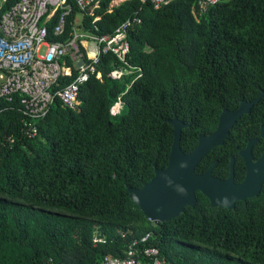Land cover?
<instances>
[{
	"label": "trees",
	"instance_id": "1",
	"mask_svg": "<svg viewBox=\"0 0 264 264\" xmlns=\"http://www.w3.org/2000/svg\"><path fill=\"white\" fill-rule=\"evenodd\" d=\"M112 1L99 0L79 23L94 35H113L138 16L128 31L127 64L101 54V75L80 85L79 105L55 98L43 119H26L16 96L0 101V264H100L103 256L124 255L146 232L171 264H264V183L232 210L213 208L195 192L194 207L158 223L127 191L149 183L153 165L167 166L175 116L189 124L179 140L189 153L199 135L215 131L223 109L264 93V0H222L203 12L198 0H169L157 10L141 0L110 7ZM15 2L5 0L1 10ZM68 4L65 32L54 35L50 22L51 40L72 32L80 12ZM125 66L131 72L122 78L110 75ZM74 76H61L54 91ZM258 102L195 172L218 158L212 173L225 176L220 168L252 135L247 121L264 123V97ZM26 123L36 126L35 138L27 137Z\"/></svg>",
	"mask_w": 264,
	"mask_h": 264
},
{
	"label": "built area",
	"instance_id": "2",
	"mask_svg": "<svg viewBox=\"0 0 264 264\" xmlns=\"http://www.w3.org/2000/svg\"><path fill=\"white\" fill-rule=\"evenodd\" d=\"M220 1L198 0V6L203 12ZM71 2L79 9L80 19L84 15H93L99 7V0ZM141 2L149 3L157 10L167 5L169 0ZM4 3L5 0H0V101L11 103L16 96L19 111L29 120L43 119L55 98L65 107L79 105L80 85L92 75L97 78L101 75L96 69L101 54L113 53L127 64L126 55L130 47L128 31L132 24L140 22L139 17L134 15L118 26L113 35H94L81 28L77 15L71 21L72 32L67 40H51L50 22L53 21L51 29L54 35L65 32L72 10L68 0H16L2 11ZM73 72V80L54 91V87L59 86V78L71 76ZM130 72L126 66L113 67L110 75L120 79ZM121 108L122 103L118 101L112 112L117 114ZM25 125L27 137L35 138L36 126L32 123ZM152 239L153 233L146 232L131 241L124 255L103 256L100 264H171L159 253Z\"/></svg>",
	"mask_w": 264,
	"mask_h": 264
},
{
	"label": "water",
	"instance_id": "3",
	"mask_svg": "<svg viewBox=\"0 0 264 264\" xmlns=\"http://www.w3.org/2000/svg\"><path fill=\"white\" fill-rule=\"evenodd\" d=\"M260 97H264V93L250 103L241 102L235 111L224 109L219 115L215 131L207 136L200 135L189 153H183L179 148L180 131L189 124H184L176 116L171 119L169 124L173 128V140L167 166L157 169L153 165L154 176L141 189L127 188L131 201L148 219L158 223L175 217L185 207H194L197 203L195 192L205 196L213 208L228 210L234 209L238 201L245 202L257 196L264 183V152L253 160L250 152L253 141H248L247 146L240 151L246 164V175L238 185L234 182V158L227 180H221L211 173L214 164L202 173H196L194 168L208 151L224 144L237 119L247 113Z\"/></svg>",
	"mask_w": 264,
	"mask_h": 264
},
{
	"label": "flooded vegetation",
	"instance_id": "4",
	"mask_svg": "<svg viewBox=\"0 0 264 264\" xmlns=\"http://www.w3.org/2000/svg\"><path fill=\"white\" fill-rule=\"evenodd\" d=\"M256 98V97H255ZM254 98V99H255ZM262 98V97H260ZM252 99V101L254 100ZM252 101H241V102H245V103H250ZM259 101V100H258ZM255 102L253 103L256 104V103H259V102ZM240 102V103H241ZM240 103L238 105V107L234 110H229V111H235L239 108L240 106ZM252 105V106H253ZM252 106L249 108V111L247 113H244L243 115L245 114H248L250 113V109L252 108ZM224 110V109H223ZM222 110V111H223ZM227 110V109H226ZM221 114V113H220ZM241 115V116H243ZM239 119V118H238ZM237 119V120H238ZM237 122V121H236ZM248 123V127L251 129L250 134H252L251 136L247 137L246 140H245V145L243 147H241L239 150H238V156L234 155V154H230V157H229V160H228V163L227 165H225L224 167H221L220 170H221V174H224L225 176L221 177V176H217V175H213L216 176V177H219L221 178V180H227V178L230 176V173H231V163H232V159L234 158V164H233V168H234V182L235 184H240L242 183V181L244 180L245 178V175H246V164H245V161H244V158L243 156L240 154V151L242 149H244L246 146H247V143L248 141H253L252 142V145H251V148H250V152H251V155H252V159L253 160H256L258 157H260L262 155V153L264 152V136L262 135V128H264V123L263 124H258V127H256V121L254 118H251L249 119V122L247 121ZM235 125V124H234ZM233 128V127H232ZM231 131V130H230ZM247 133V134H248ZM202 135V134H201ZM209 135V134H208ZM200 136V135H199ZM198 136V137H199ZM205 136V135H203ZM207 136V135H206ZM197 137V138H198ZM180 140V139H179ZM197 143V141H196ZM195 147V146H194ZM216 148V147H215ZM214 149V148H213ZM212 149V150H213ZM209 152V151H208ZM207 152V153H208ZM203 158V157H202ZM201 158V159H202ZM200 162V161H199ZM212 164H214L212 170H211V173L214 172L213 169L215 167H218L220 166V162H219V159L216 158L214 159L211 163H209L205 168L204 170L211 166ZM197 166V165H196ZM203 170V171H204ZM202 171V172H203ZM202 172H199V173H202ZM197 173V172H196ZM240 174V175H239ZM263 186V185H262ZM262 190V188H261ZM260 190V192H261ZM195 195V194H194ZM247 200V199H246ZM236 204V203H235Z\"/></svg>",
	"mask_w": 264,
	"mask_h": 264
},
{
	"label": "rangeland",
	"instance_id": "5",
	"mask_svg": "<svg viewBox=\"0 0 264 264\" xmlns=\"http://www.w3.org/2000/svg\"><path fill=\"white\" fill-rule=\"evenodd\" d=\"M121 1H122V0H121ZM118 3H120V0H118V1H117V0H113V1L111 2L110 6H113L114 4H118ZM77 20L80 21V16H79V15L77 16ZM87 49H88V48H87Z\"/></svg>",
	"mask_w": 264,
	"mask_h": 264
},
{
	"label": "crops",
	"instance_id": "6",
	"mask_svg": "<svg viewBox=\"0 0 264 264\" xmlns=\"http://www.w3.org/2000/svg\"><path fill=\"white\" fill-rule=\"evenodd\" d=\"M126 0H122L120 3L118 4H114L113 6H110V7H114V6H117V5H120L121 3L125 2Z\"/></svg>",
	"mask_w": 264,
	"mask_h": 264
},
{
	"label": "bare ground",
	"instance_id": "7",
	"mask_svg": "<svg viewBox=\"0 0 264 264\" xmlns=\"http://www.w3.org/2000/svg\"><path fill=\"white\" fill-rule=\"evenodd\" d=\"M118 1V0H117ZM120 2H121V0H120Z\"/></svg>",
	"mask_w": 264,
	"mask_h": 264
}]
</instances>
